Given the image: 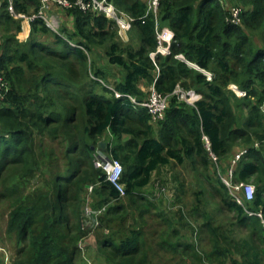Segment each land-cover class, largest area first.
Returning a JSON list of instances; mask_svg holds the SVG:
<instances>
[{"label": "trees", "instance_id": "obj_1", "mask_svg": "<svg viewBox=\"0 0 264 264\" xmlns=\"http://www.w3.org/2000/svg\"><path fill=\"white\" fill-rule=\"evenodd\" d=\"M76 1L70 0L71 7H61L73 20V29L65 24L60 33L53 32L42 19H36L30 33L37 37L21 40L18 35L23 26L17 14L38 12L43 2L1 0L0 34L2 30L5 41L0 44V74L10 89L0 99V175L9 166L26 168L10 182L13 189L19 187L27 172L46 166L47 158L51 165L47 150H40L37 139L65 145L63 166L32 194L20 196L9 212L7 231L16 235L19 251L32 250L21 263L76 264L78 238L71 234L77 228L73 219L79 218L76 210L68 212L61 202L64 181L77 185L79 191L86 183L93 185L90 197L97 195L98 199H81V213L87 204L95 209L106 206L101 225L115 230L114 238L106 235L102 242L111 247L110 262L151 264L152 253L164 249L165 256L158 264L188 259L195 264H264V221L245 209L264 212V0H238L246 6L240 9L237 23L233 5L238 4L231 6L227 0H160L159 26L170 27L175 37L170 54H158L156 62L151 53L159 44L157 23L154 14L147 13V1L111 0L134 17L131 26L140 37L137 46L120 40L117 21L94 10L92 0H84L87 9ZM48 32L54 34L52 41L43 36ZM96 45L104 48L105 66L89 61L88 52ZM179 54L212 72L213 78L178 58ZM111 67L122 73L114 88L103 82ZM86 76L90 80L82 81ZM141 80L155 84L163 94L184 83L200 92L202 99L191 105L172 95L165 119L156 122L147 108L125 96L144 100ZM232 82L239 86L234 85L237 91L245 90L247 95L238 97L228 87ZM116 91L124 95L117 96ZM244 109L248 116L242 119L239 112ZM103 136L109 138L106 155L124 165L125 194L141 219L136 228L123 225L126 216L118 215L127 208L123 195L104 170H87ZM237 147L248 152L236 165L235 179L252 180L257 187L255 199L244 205L217 175L211 155L213 152L219 164L227 166ZM188 160L207 170L201 175L220 211L227 215L221 222L202 209L203 190L195 192L196 203L188 207L181 197L186 193L183 183L181 192L175 191L165 202L154 192L151 198L143 192L161 166ZM75 163L79 169H73ZM63 224L65 233L60 231ZM238 230L243 235L237 234ZM3 257L0 253L1 262Z\"/></svg>", "mask_w": 264, "mask_h": 264}, {"label": "rangeland", "instance_id": "obj_2", "mask_svg": "<svg viewBox=\"0 0 264 264\" xmlns=\"http://www.w3.org/2000/svg\"><path fill=\"white\" fill-rule=\"evenodd\" d=\"M41 1L43 2V0ZM98 1L100 2L106 1V3L113 4L115 10L118 13L123 12L129 15L127 12L120 10L116 5H114V3L111 0H98ZM145 1L148 2V6H149L150 0H145ZM227 1L231 4V6L233 3L238 4V5H233V6H236L239 9H242V6H246L243 2H238V0H227ZM93 8L94 10L102 12L107 16V14L100 8H96V7H93ZM47 13L49 17L52 19L56 27L55 28L56 30H54L46 25L50 29V31L60 33L62 27L65 26V24L68 25L70 29L74 28V25H73L74 22L72 19H70L71 17L66 15V13L63 11V8H61L57 4H52L50 8L47 9ZM16 18L20 19L21 24L23 26L21 34L18 35V37L21 40H27L28 38L30 39V38L37 37L36 34L32 35L30 31H28V28L30 27V25L26 22V20L23 17H20L19 14H17ZM31 28H32V24H31ZM160 28H163V27L160 26ZM53 32H48L47 34L43 36L45 37V39L48 38L52 41V39L54 38ZM118 33L120 35V40L123 43L137 46L140 42V37L134 26H131V28L125 33H122L120 31V28H118ZM1 34L2 36L4 35V32L2 30H1ZM255 40L259 44L262 43L261 40H259V37H256ZM4 41H5V38L2 37L1 43ZM104 53H105L104 48L100 47L99 45H96L93 52L91 53L88 52L89 61L95 60L96 63L105 66L107 64V60H106V57H104L105 56ZM179 55H182V54H179ZM184 58L183 60L187 62V59L186 58L184 59ZM188 64L192 67L197 66L192 62L190 63V61ZM80 68L81 67L78 66V71L81 72ZM111 69L112 71H111L109 78L107 80H104L103 82H106L108 86H110L111 88H114L116 81L118 79H121L122 73L116 67H111ZM203 70L207 71L206 69H203ZM203 70L202 72L206 74L205 71ZM207 72H210V71H207ZM211 74H212L211 76V79H212L213 73L211 72ZM207 78L210 79V76H207ZM85 80L86 82L89 81L90 76H86V78L85 79L83 78L82 81H85ZM140 84H141V88L146 93L145 98H147L149 95V91L151 90L153 84L151 83L148 84L144 80H141ZM234 85L237 86L236 83L232 82L229 84L228 87L229 89L233 90L238 97L243 98L247 95V92L245 90H243L245 91V95L237 91ZM179 87L184 88L186 90H196L193 87H187L186 85H184V83H179ZM237 87L239 88V86ZM74 90L77 91L78 87L74 86ZM199 98L202 99V94ZM180 101H184V100H180ZM244 110L245 111H243V113L239 112V115L242 119L248 116V112H247L248 109H244ZM128 137L129 135H125V138H128ZM107 140H109L108 136H103L101 139H99L97 146H95L96 151L94 154V160H90V163H89V164L92 163V166L90 165L87 168L89 172L93 173L96 169L100 168L98 165V161L100 160L99 155L103 154L107 156L106 151H104L106 145L103 147L100 146V142L106 143ZM37 143L41 144L40 150L41 149L47 150L48 152L47 155L51 158V165H48L49 159L47 158L46 166H42L41 169L35 170L34 172H27L28 174L26 175V179L23 181V183L20 184L19 187H16L14 189L11 187L12 186V184L10 183L11 180L14 177H17L21 175L22 173H24L26 171V168H22L19 166H9L0 175V246L4 247L5 250L7 251V255L6 254L4 255L3 261L2 262L0 261V264H6V263L22 264L21 260H27L32 253L31 248L19 251L21 249V245H18L16 235L10 234L7 231V221L9 218V212L11 210L12 205L18 200L20 196L32 194L39 186H42L46 181H49L51 177L54 175V173L56 172V170L59 167H62L65 162V159L63 156V152L65 151V147L63 146L65 145H60V143L56 141L52 142V141H49L48 139H44L43 142L41 143L40 138L37 139ZM238 151H239V147L235 149V152H233L234 154L232 153V156L229 159H231L233 155H235ZM86 157H87L86 155L83 156V158H86ZM70 158L73 159V161L76 160V157L71 156ZM73 169H79V165H77L76 163L73 164ZM203 170L207 173V170L203 169L201 166H195L190 160L186 161L183 164H176L175 161H172L170 164L161 166L157 171L154 172L153 177H152V182L146 188L143 189V192L146 194V196H148V198H151L149 197V195H151L154 192V194L159 197L160 201L165 202V200L170 199L171 196L174 195L175 191L179 190V192H181L180 184L183 183L186 193L183 194L181 197L185 205L188 207V205L192 203L193 204L196 203L195 192L199 190H203L205 193L204 195L201 194V200L203 202L202 209L210 212L211 216L216 218L217 222H221L223 218L227 215L220 211L219 203L217 199H215L213 194L210 192L207 180L201 175ZM177 177H179V180L176 179ZM249 182L254 183L252 180H249ZM61 184L63 185V190H64V195L61 198V202H63L65 204V207L68 208V212L76 210L77 217L79 218V220H77V218L73 219V224L77 226V228L71 234L72 236H75V238L76 237L78 238V241H77L78 255H77L76 264H115L113 260L112 262L108 260V259H113V256L111 255V247L110 246L106 247L102 245L103 240H105V236L106 235L113 236L115 232V230L109 229L108 227L107 228L102 227L101 225V219L105 218L106 210L102 211V213L99 211L100 213H96L93 217H90L86 215L85 210L84 212L82 211L81 213V210L79 208L81 199L86 198V196L89 197L90 199L89 201H91V199L93 200L98 199L97 195H93L92 198L90 197L92 192H94L93 190L94 188L93 187L92 189L90 188V186L92 185L90 183H86L85 185H83L82 191H79L77 189V185H70L64 181L61 182ZM163 187L167 189L166 192L162 191ZM122 199L127 208H125L124 210H121V212L118 215L121 214V216H124V217L126 216V220L123 221L124 226L126 227L133 226L134 228H136L137 224H139V222L141 221V219L139 218V212L135 210L136 205L134 207L132 204L128 202V197H126V194H123ZM87 205L91 206L90 204H87ZM204 205L207 209L204 207ZM99 209L100 208H98V210ZM148 215L149 214H147V216ZM198 221H200L199 223H202L203 219L199 218ZM160 228H163V226H160ZM65 230H66V226L65 224H63L60 228V231L62 233H65ZM184 230L185 229H182V231ZM185 231L187 232V230ZM237 232H238L237 234L243 235V231L238 230ZM150 233H149V237L151 235ZM146 236L148 239V235ZM183 240H185V238H183ZM206 245L207 244L203 243V246H206ZM158 247H161V246H158ZM162 250L163 251L161 252L157 251V252L152 253V256L150 257L151 264H158L159 259H162L165 256L166 251L164 249ZM177 264H195V263L192 262V260L188 259L187 261H181Z\"/></svg>", "mask_w": 264, "mask_h": 264}, {"label": "built area", "instance_id": "obj_3", "mask_svg": "<svg viewBox=\"0 0 264 264\" xmlns=\"http://www.w3.org/2000/svg\"><path fill=\"white\" fill-rule=\"evenodd\" d=\"M92 1H93L94 7L100 8L107 14L108 17L117 21L120 27V31L122 33L127 32L131 28V23L134 21L133 17L123 12L118 13L115 10L113 4L106 3V1L104 2H100L98 0H92ZM52 4H57L58 6L64 7V8H68L72 6V3L70 2V0H43V6L38 12L29 14V15L20 13L19 16L23 17L26 20V22L30 25V27L28 28V31H31V22L36 19H42L48 27L56 30L55 24L53 23L52 19L49 17L47 13V9H49ZM76 4L80 5L83 9H87L89 7V4H87L84 0H77ZM159 4H160V0H150L149 8L147 11V13L152 12L154 14V16L156 17V23H157L156 26H157V35H158L159 44H158L157 50L151 53V58L153 59L154 62H156L155 57L158 56V54H162V55L170 54L171 52L170 47L175 37V34L171 30L170 27L160 28L159 26V20H158ZM1 6H2V2L0 0V10H1ZM9 8L11 11H13L12 4H10ZM239 13H240V9L235 7L234 8V17H235L234 20L236 23L239 20ZM1 39L2 37L0 34V44H1ZM177 57L181 58L182 60L184 58L183 55H177ZM187 62L189 63L188 60ZM157 70L158 72L160 70L158 66H157ZM205 73L207 74V76H210V79H211V76H212L211 72L205 71ZM9 89H10L9 82L3 75L0 74V99H3L5 97ZM240 93L245 95V91L243 90L240 91ZM116 95L122 96L124 94L116 91ZM172 95H176L178 99L184 100L191 105H196V102L201 99L199 98L201 96L199 92H197L196 90H186L184 88H180L179 84L177 85L175 90L170 94H163L159 92L156 89L155 84H153L148 97L142 101H139L136 97L132 95L125 94V96H128L130 100L134 102L135 104L147 108L149 113L152 115L153 120L156 122L165 119L167 108L169 107V101ZM263 109H264V105H263ZM207 145H208L209 150H211L210 144L208 143ZM258 145L259 143L256 142V146ZM247 152H248L247 148L239 150L233 156V158L230 160L229 165L227 166L226 165L221 166L219 164L218 157L213 152H211L213 160L217 165V175L227 185L232 196L242 205H244L246 201H249V202L253 201L256 197V191H257L256 190L257 187L254 183L249 182V181H236L235 179L236 165L238 161L241 159V157L245 155ZM99 158L100 160L98 161V165L106 173L107 179L120 191L122 195L125 194V185L122 182L124 165L121 162V160L114 158V157L111 158L103 154L99 155ZM223 167L225 168V170ZM92 187L93 185L90 186L91 189ZM166 190L167 189L165 187L162 188V191L166 192ZM245 209L250 215H257L261 217L264 221L263 211H254L247 207H245ZM105 210H106V206H103L99 210L89 205H87L85 208L86 215L90 217H93L96 213H100V212L102 213V211H105ZM0 253L7 255V251L2 246H0ZM207 264H214V263L208 262Z\"/></svg>", "mask_w": 264, "mask_h": 264}, {"label": "water", "instance_id": "obj_4", "mask_svg": "<svg viewBox=\"0 0 264 264\" xmlns=\"http://www.w3.org/2000/svg\"><path fill=\"white\" fill-rule=\"evenodd\" d=\"M196 68H198V69H200V70H203V69H201L199 66H195ZM106 145V143H104V142H100V146H105Z\"/></svg>", "mask_w": 264, "mask_h": 264}, {"label": "bare ground", "instance_id": "obj_5", "mask_svg": "<svg viewBox=\"0 0 264 264\" xmlns=\"http://www.w3.org/2000/svg\"><path fill=\"white\" fill-rule=\"evenodd\" d=\"M125 33V32H124Z\"/></svg>", "mask_w": 264, "mask_h": 264}]
</instances>
